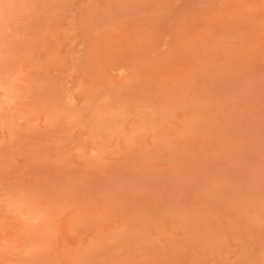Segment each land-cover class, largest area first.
Segmentation results:
<instances>
[{
  "label": "rangeland",
  "instance_id": "374dc122",
  "mask_svg": "<svg viewBox=\"0 0 264 264\" xmlns=\"http://www.w3.org/2000/svg\"><path fill=\"white\" fill-rule=\"evenodd\" d=\"M0 264H264V0H0Z\"/></svg>",
  "mask_w": 264,
  "mask_h": 264
}]
</instances>
